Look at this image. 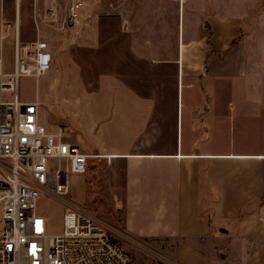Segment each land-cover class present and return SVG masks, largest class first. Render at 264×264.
<instances>
[{
    "label": "crops",
    "instance_id": "crops-1",
    "mask_svg": "<svg viewBox=\"0 0 264 264\" xmlns=\"http://www.w3.org/2000/svg\"><path fill=\"white\" fill-rule=\"evenodd\" d=\"M66 1L33 29L4 0L0 72L14 69L15 33L46 43L49 71L20 78L41 89L17 85L18 98L103 165L120 235L166 264H264L257 1L82 0L64 29Z\"/></svg>",
    "mask_w": 264,
    "mask_h": 264
},
{
    "label": "built area",
    "instance_id": "built-area-1",
    "mask_svg": "<svg viewBox=\"0 0 264 264\" xmlns=\"http://www.w3.org/2000/svg\"><path fill=\"white\" fill-rule=\"evenodd\" d=\"M19 1L11 0L13 8ZM82 5V0L66 1L64 29L79 26ZM54 11L49 6L47 16ZM49 69L46 43L20 42L15 33L14 69L0 72V93L9 94V100H0V264H132L92 216L64 206L60 232L49 235L47 217L36 213L42 196H67L68 175H84L91 158L66 141L63 129L39 123L36 101L18 98L21 77L36 79Z\"/></svg>",
    "mask_w": 264,
    "mask_h": 264
},
{
    "label": "rangeland",
    "instance_id": "rangeland-1",
    "mask_svg": "<svg viewBox=\"0 0 264 264\" xmlns=\"http://www.w3.org/2000/svg\"><path fill=\"white\" fill-rule=\"evenodd\" d=\"M64 0H20L19 11L21 21L27 19L33 29L44 22L45 10L51 4H58ZM260 12L264 13V0H256ZM4 2V1H3ZM250 2V1H247ZM260 30L264 36V18L260 24ZM31 28L26 29L31 35ZM27 33V34H28ZM33 36V34H32ZM30 38V37H28ZM27 40L26 42H31ZM261 57L264 55V37L262 38ZM259 58V57H258ZM256 63L255 74L258 76L264 75V69L261 62L253 60ZM41 89L40 80L35 82L32 79L28 81L20 79L18 90L20 94H32L34 88ZM259 88V87H258ZM44 115L42 108L38 110V121H42ZM78 148L82 146L77 142ZM105 170L102 164L98 165L94 162L87 163L86 172L84 175L69 174L68 194L60 199L46 198L42 196L36 203V213L45 215L48 219L46 233L49 235L57 234L61 230V212L64 206L77 209L96 219L104 228L111 240L125 251L129 256L132 264H156L159 257L150 251H146L141 246L145 245L140 242L128 241L126 237L120 235V213L116 211L110 203V193L107 192V187L104 183Z\"/></svg>",
    "mask_w": 264,
    "mask_h": 264
}]
</instances>
